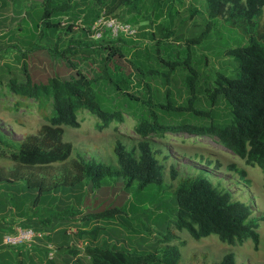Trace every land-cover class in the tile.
<instances>
[{
    "label": "trees",
    "instance_id": "obj_1",
    "mask_svg": "<svg viewBox=\"0 0 264 264\" xmlns=\"http://www.w3.org/2000/svg\"><path fill=\"white\" fill-rule=\"evenodd\" d=\"M36 12L38 20L33 29L40 32L47 30L52 35L59 27L70 33L75 27H80L82 31L89 33L103 18L114 19L133 28L138 25L141 37L154 43L151 50L157 53L161 40L172 37L174 40L184 38L186 47L181 59L177 55L173 61L164 60L158 54V64L163 68L160 71L147 65L148 60L150 61L148 56L143 57L136 52L132 58H128L129 51L121 44L122 36L112 37L110 31L106 30L97 47H93L91 41L78 47L83 52L79 57L76 55L78 63L87 61L92 53L101 54L98 71L93 76L73 68V72L65 78L55 75L45 83H32L28 78L25 82H17L15 78L9 79L8 89L15 96L35 101L43 99L51 108V113L45 119L47 123L36 134L25 136L17 144L3 136L5 148L0 147V156L17 166L28 168L26 172L15 169L3 176V183L12 191L9 194L11 208L17 212L19 218L27 216V205L53 201L48 182L46 183L44 178H38L35 171L64 163L69 159L73 146L63 140V128H79L78 112L85 110L95 116L98 131L108 129L112 123L124 121L120 109L107 110L101 107L100 97L95 90L99 83L109 84L115 91L122 93L125 103L135 102L139 106L141 114L137 117L134 132L142 140L131 150H127L119 141L115 143L113 153L117 167L84 161L78 156L79 159L74 163V174L65 175L59 182H54L53 191L60 189L61 185H80L83 180L88 184L91 182V188H94L105 178L112 177L123 178L125 187L136 183L135 192L151 184H160L163 166L156 159L146 139L164 137L167 134L214 138L219 145L243 160L246 165L257 166L264 172V22L261 29L259 26L264 15V0H41ZM62 16L67 17V23L60 19ZM179 16L181 18H178ZM195 16L204 19L200 22L195 20ZM220 20L245 36L246 44L226 47L221 51L222 55L229 57L226 60L231 62L230 64L236 65L234 76L219 69L213 71L212 77L206 78L198 65L194 64L190 50L215 31ZM189 22L191 24L188 26ZM196 27H200V32L192 36L191 32ZM67 52L75 55L76 47L69 45L67 49H63L59 54L56 52L55 55L66 56ZM206 59V56L202 55L200 61ZM123 60L129 64L126 69L123 67ZM25 67L24 63L23 68ZM110 71L115 76L123 74V79L112 81ZM176 72L181 75L180 83L185 93V98L180 104H177L169 88L172 83H176ZM132 78L135 80V86L141 87L143 92L134 94L123 90ZM151 83L161 85L164 87L163 91H151ZM221 101L228 109L222 121L221 115H217L215 110ZM203 103L209 109H201ZM151 109L156 113L151 111L148 115L144 114L146 110ZM186 116L207 117L210 123H188L185 121ZM166 117H173L178 122L162 123ZM230 169L237 171L244 180V171L236 170L233 166ZM175 177L176 172L171 169V178ZM20 181L23 184L19 186L17 183ZM174 195V232L185 231L194 240L216 235L220 242L229 246H242L247 239H252L255 247L257 246L258 223L264 218H253L252 210L247 204L234 201L230 193L213 186L206 178L197 176L180 181ZM122 213V208L119 207L105 208L97 213L89 212L84 224L88 225L92 221L119 216ZM84 224L83 227L86 228ZM20 228L31 229L25 225ZM101 232L99 226L77 231L78 236L89 235L91 241L85 245L82 253L77 248L68 247L65 250L67 263L82 264L80 255L83 254L88 264H181L180 247L186 243L179 241L177 244H171L176 240L174 232H168L158 239L157 244L165 245L160 253L108 247L104 244L105 240L102 244L96 240ZM14 233L15 230H9L2 234L0 245L6 249H16L12 254L7 250L0 251V264H10L11 256L16 258L17 264H24L23 259L19 260L22 252L35 249L36 242L29 249L25 245L3 244L4 236ZM41 236H37L35 240L50 239L48 234ZM63 248L59 246L57 251ZM46 257L47 264H58L55 258H48V251ZM28 264L34 262L30 261ZM217 264L237 263L234 254L228 253Z\"/></svg>",
    "mask_w": 264,
    "mask_h": 264
},
{
    "label": "rangeland",
    "instance_id": "obj_2",
    "mask_svg": "<svg viewBox=\"0 0 264 264\" xmlns=\"http://www.w3.org/2000/svg\"><path fill=\"white\" fill-rule=\"evenodd\" d=\"M40 4L41 0H0V147L2 148H5L3 136L14 144L20 143L25 136L36 134L47 123L45 119L51 113L50 106L43 99H39L40 101L26 100L11 93L8 89L9 79L15 78L17 82H25L28 78L32 83H45L48 78L55 75L65 78L73 72V68L80 69L89 76H93L99 68L101 54L92 53L87 61L79 63L76 59L83 53L78 48L79 46L91 41L92 46L97 47L103 35L97 37L96 31L88 33L82 31L80 27H75L71 33L59 27L53 35L47 30L35 31L33 26L38 20L36 10ZM185 4L188 5V3ZM66 18V16L60 17L63 23H67ZM203 19L195 16V20L200 22ZM263 22L264 15L259 22L260 29ZM109 23L106 22V24ZM190 24L191 22L188 26ZM103 26L101 25L98 32L103 31ZM137 26L132 27L134 31L132 35H121V44L129 51L128 58H132L136 52L143 57L148 56L150 61L148 60L147 65L160 71L163 68L158 64L159 60L157 61L156 58L158 54L164 60L173 61L177 55L181 59L186 47L184 38L174 40L172 37L168 40H161L157 53L151 50L154 43L142 38ZM199 32L200 27H196L191 34L196 36ZM110 34L114 37L111 31ZM245 44V36L236 28L220 20L216 30L199 45L192 46L190 52L194 64L198 65L202 75L206 78L212 77L213 71L219 69L234 76L236 65L230 64L231 62L226 60L229 57L222 55L221 51L226 47ZM69 45L76 47L75 55L69 52L66 56L55 55L56 52L59 54L63 49H67ZM202 55L207 58L203 62L200 61ZM24 63L25 68H23ZM128 66V62L123 60V67L126 69ZM178 74L179 72L175 73L176 83H172L169 88L177 104H180L185 98V93L180 83L181 75ZM110 75L112 81L115 82L123 79V74L115 76L110 71ZM133 80L132 78L123 90L134 94L143 92L141 87L135 86V80ZM163 88L161 85L151 83V91L156 89L163 91ZM95 90L100 97L101 107L107 110L120 109L123 112L124 121L112 123L108 129L98 131L96 117L83 110L77 114L79 128H63V140L70 142L73 146L71 156L64 163L53 164L35 171L38 178H44L46 183L48 182L50 196L54 197L53 201L45 204L41 201L33 206L27 205L25 209L27 216L19 218L17 212L15 213L11 208L9 194L12 191L3 183V176L15 169L26 172L28 168L17 166L14 162L0 156V179L2 180L0 182V244L3 232L5 234L9 230H18L21 225H25L37 234H48L49 241L46 240L47 238H39L46 244V251H48L47 245L52 246L55 250L53 258L58 260V264H68V257L63 251L69 247L77 248L82 253L85 245L91 241L89 235L81 237L78 236L77 231L99 226L102 232L96 240L100 244L105 240L104 244L108 247L160 253L165 245L156 242L164 234L174 232L172 222L176 210L174 194L177 186L180 181L197 176L206 178L213 186L230 193L234 201L247 204L252 210L253 218H264L263 170L257 166L246 165L243 160L219 145L214 138L193 137L186 134H167L164 137L155 136L146 139L156 159L163 166L160 184H151L135 192L136 183L125 187L123 178L112 177L105 178L98 187L94 188H91L93 186L91 182L88 184L83 180L80 185L73 187L61 185V190L53 191L54 182H59L58 180L65 175L74 174V163L79 159L78 156L84 161H95L117 167L113 153L115 143L119 141L127 150H131L142 140L134 132L137 117L141 114L138 110L139 106L135 102L125 103L122 93L115 91L109 84L99 83L95 86ZM201 109L207 110L209 107L203 103ZM215 110L217 115H221L220 121L228 113L223 101ZM151 111L156 113L151 109L146 110L144 114L148 115ZM157 114L161 115L158 112ZM185 121L196 125L210 123L207 117L188 116ZM175 122L178 121L173 117H166L165 121L162 120V123ZM231 166L245 172L244 180L240 178L237 171L230 169ZM171 169L176 172L175 179L171 178ZM17 184L20 186L23 182L20 181ZM109 207L122 208L123 213L119 216H109L103 220L92 221L88 225L84 224L87 213L101 212ZM25 220L28 221L23 223ZM258 224L257 248L252 239H247L242 246H229L220 242L216 235L194 240L185 231H175L176 240L171 244L185 241V246L180 247L181 264H217L228 253L234 254L237 264H264V220L259 221ZM59 246L64 248L59 251L61 254L58 255ZM15 249L13 247L6 249L0 245V251L7 250L10 254ZM45 249L43 247L39 250L33 248L31 252H22L24 264L30 261L34 264H47ZM80 260L82 264H88L83 254L80 255ZM10 264H17L14 256H11Z\"/></svg>",
    "mask_w": 264,
    "mask_h": 264
},
{
    "label": "built area",
    "instance_id": "obj_3",
    "mask_svg": "<svg viewBox=\"0 0 264 264\" xmlns=\"http://www.w3.org/2000/svg\"><path fill=\"white\" fill-rule=\"evenodd\" d=\"M106 22H110L109 24H106ZM103 23V24H102ZM101 25H104L103 31L98 32V30L101 28ZM106 30H109L112 32L113 36H130L134 33L132 30V27L128 24H124L122 22L116 21L114 19H103L101 18L96 25L92 27V32L96 31L97 37L101 36L102 33H104ZM39 237L37 233H35L32 229H21L18 228L15 229L14 234H7L3 238V244L10 245V246H17V245H25L28 249L32 247L33 243L35 242V238ZM48 249V258H53L55 254V250L52 246L47 245Z\"/></svg>",
    "mask_w": 264,
    "mask_h": 264
},
{
    "label": "crops",
    "instance_id": "obj_4",
    "mask_svg": "<svg viewBox=\"0 0 264 264\" xmlns=\"http://www.w3.org/2000/svg\"><path fill=\"white\" fill-rule=\"evenodd\" d=\"M38 235L41 236V235H43V234L41 233V234H38ZM49 240H50V239H49ZM43 243H44V242H41L40 239H39L38 242H36L35 250H37V248H38V250H39L41 247H43V248L45 249V245H46V244H45V243L43 244ZM45 251H46V249H45ZM65 252H66V251L64 250L63 253H65ZM59 253L61 254V252L58 251L57 254L59 255ZM38 257H39V256H38ZM21 259H22V257L19 258V260H21Z\"/></svg>",
    "mask_w": 264,
    "mask_h": 264
}]
</instances>
